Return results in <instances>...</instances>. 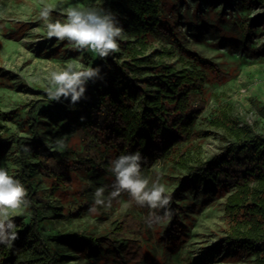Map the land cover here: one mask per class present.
Segmentation results:
<instances>
[{
  "label": "rangeland",
  "instance_id": "374dc122",
  "mask_svg": "<svg viewBox=\"0 0 264 264\" xmlns=\"http://www.w3.org/2000/svg\"><path fill=\"white\" fill-rule=\"evenodd\" d=\"M87 2L0 0V113H4L0 115V124L7 127L9 133L29 135L27 112L34 102L47 98L45 85L51 71L61 70L73 60H79L85 67H96L95 53L78 49L67 40L49 39L45 22L39 15L44 7H50L53 9L51 18L64 22L63 8ZM95 2L103 4V0ZM161 10L162 23H166L170 32L161 29L148 37L147 54L177 69L187 67L186 64L198 56L215 64L220 73L230 74L231 78L219 83L205 72L201 93L193 97V105L199 101L205 103L194 126L199 137L193 140L192 147L185 149L183 159L195 164L222 152L227 144L226 134L210 123L212 116L221 109L228 110L249 135L264 139V52L258 50L264 43V25H252L247 32L243 28V24L251 23L261 10L253 8L245 12L240 0H163ZM116 54L126 56L122 50ZM34 119L48 149L52 142V147L56 148L54 141L62 138L67 147L60 151L50 150L75 161L80 158L82 148L74 137L77 121L73 112H52L47 104H41ZM176 161L177 158L157 160L149 174H142L150 181L159 178V182L166 185L174 213L170 222L150 227L146 219L150 210L142 211L134 203L125 207L130 197L124 192L112 201L111 208L97 206L95 213L89 210L81 219H60L58 223L53 216L54 208L73 209L81 201L92 208L97 188L106 187L104 197L112 191L110 178L104 182L92 176L87 180V189L75 195L82 182L76 177L77 172L69 171L67 175L73 188L56 190L54 182L44 178L37 186L43 198L38 204L43 215L58 223L52 226L44 222L42 233L74 231L107 235L115 222L126 214H133L142 220L143 236L148 235L146 241L138 237L140 242L137 243L146 255L139 263L126 260V264H254L253 256L233 248L226 240L228 219L224 216V203L230 191H214L202 185L179 188V178L186 172L175 164ZM0 167H6L21 181L17 150L11 142L0 141ZM94 169L90 175L100 172L98 167ZM12 219L17 231L20 226H28L30 214L26 209ZM112 256H102L99 264H115ZM87 260L80 255L68 264H90ZM90 261L96 262L95 257Z\"/></svg>",
  "mask_w": 264,
  "mask_h": 264
},
{
  "label": "trees",
  "instance_id": "16d2710c",
  "mask_svg": "<svg viewBox=\"0 0 264 264\" xmlns=\"http://www.w3.org/2000/svg\"><path fill=\"white\" fill-rule=\"evenodd\" d=\"M162 2L103 0L102 7L114 12L124 28L127 38L118 42L126 56L116 53L105 58L97 56L96 67L101 68L103 79L89 81L86 99L79 103L72 105L65 100L57 103L48 98L34 102L27 112L28 136L9 133L0 124V141L14 144L20 179L31 201L27 208L28 226L17 229L18 239L11 246L0 244V264H68L80 255L87 257L90 264H99L102 256L108 254L113 255L115 264H126V260L141 262L146 251L137 245L138 237L146 241L148 236H143L141 219L126 214L107 235L101 236L74 231L44 235L41 231L44 222L53 226L60 219H81L90 207L81 201L73 209L54 208L53 216L58 223H53L38 206L43 198L37 189L43 178L54 182L56 190L73 188L69 171L77 172L76 177L82 182L75 195L87 189V180L92 176L104 182L110 178L113 184L111 161L137 151L145 158L141 165V174L145 176L157 160L177 158L175 164L186 172L179 178V188L202 185L214 191H230L224 203V216L228 219L226 240L233 248L253 256L254 264H264V139L249 135L228 110L221 109L210 123L226 134L227 144L222 152L195 164L183 159L185 149L192 147L193 140L199 137L194 126L205 103L193 105V97L201 93L205 72L219 83L231 78L198 56L187 67L177 69L146 53L148 37L161 29L169 31L161 19ZM240 3L245 12L253 8L261 10L251 23L243 24L245 32L252 25H264V0H240ZM258 50L264 52V43ZM41 104H47L52 112L74 113L77 121L74 137L82 148L77 161L46 146L34 119ZM97 167L100 172L90 175ZM93 257L96 262L90 261Z\"/></svg>",
  "mask_w": 264,
  "mask_h": 264
},
{
  "label": "clouds",
  "instance_id": "9594fccd",
  "mask_svg": "<svg viewBox=\"0 0 264 264\" xmlns=\"http://www.w3.org/2000/svg\"><path fill=\"white\" fill-rule=\"evenodd\" d=\"M52 11V8L44 7L39 14L45 22L44 27L49 39L67 40L78 49H87L100 58L118 52V41L127 38L117 15L97 4L95 0L63 8L61 15L66 17L64 22L60 19L53 20ZM102 79L99 66L85 67L79 60L69 61L63 69L49 73L45 85L46 95L50 101L59 103L65 100L75 105L86 99L89 81L94 83ZM54 143L56 148L52 147L53 142L48 145L51 150L60 151L67 147L62 138ZM144 162L145 158L139 151L122 154L111 161V171L115 176L112 191L104 197L106 187L97 188L94 206L90 211L95 213L97 206L111 208L112 201L126 192L130 199L125 202V207H131L134 203L141 208L150 209L146 218L150 227L170 222L174 214L170 207L171 195L168 194L166 185L159 182V178L150 181V178L141 174V165ZM30 203L28 192L21 181L6 167H0V244L11 246L18 239L12 217L15 214H23Z\"/></svg>",
  "mask_w": 264,
  "mask_h": 264
}]
</instances>
